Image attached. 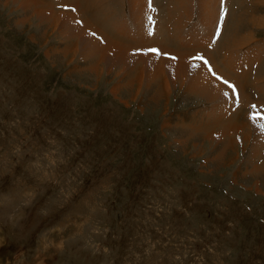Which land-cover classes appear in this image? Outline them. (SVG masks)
<instances>
[{"label": "rangeland", "instance_id": "rangeland-1", "mask_svg": "<svg viewBox=\"0 0 264 264\" xmlns=\"http://www.w3.org/2000/svg\"><path fill=\"white\" fill-rule=\"evenodd\" d=\"M140 1L0 0V264H264V0Z\"/></svg>", "mask_w": 264, "mask_h": 264}, {"label": "bare ground", "instance_id": "bare-ground-1", "mask_svg": "<svg viewBox=\"0 0 264 264\" xmlns=\"http://www.w3.org/2000/svg\"><path fill=\"white\" fill-rule=\"evenodd\" d=\"M140 3H142V1H140L139 0V4ZM133 4H134V2H133ZM169 6V5H168ZM73 17V16H72ZM186 19H189V16H186ZM143 20V22L145 23L146 22V16H145V18L144 19H142ZM152 21V20H151ZM142 22V21H141ZM66 23V22H65ZM147 23V22H146ZM82 24H83V22H82ZM81 24V25H82ZM151 24V23H150ZM153 24V23H152ZM96 25V24H95ZM166 25H167V23H166ZM170 25H172L171 23H170ZM157 26V25H156ZM173 26V25H172ZM114 27V26H113ZM147 27V26H146ZM155 29H157V27L155 28ZM171 29H172V31L174 30V27L172 28L171 27ZM75 31H77L76 33L77 34H81L82 32H85L86 33V37H88V42L89 43H91L92 45H93V43L95 42V40H94V32H95V30H92L91 29V27H90V29L88 30V29H85V28H83V31H82V28H81V26L80 27H78V30L77 29H74V32ZM94 31V32H93ZM97 32V31H96ZM173 33V32H172ZM104 34V33H103ZM99 37L100 36H102V35H99V34H97ZM150 36H151V34H150ZM102 37H104V36H102ZM95 38H96V36H95ZM104 38H107V39H109V37H104ZM152 38V37H151ZM104 40H106V39H104ZM110 40V39H109ZM113 40V39H112ZM115 40V39H114ZM108 41V40H107ZM106 41V42H107ZM150 41H151V39H150ZM98 42V41H97ZM96 42V43H97ZM152 42V41H151ZM101 44V43H100ZM112 45H114V44H112ZM154 45V44H153ZM152 45V46H153ZM149 46V45H148ZM110 47V46H109ZM108 47V48H109ZM112 48V47H111ZM153 48H156V51H158V52H160V51H164V49L163 50H157V47H156V45H155V47H153ZM101 52H103V51H105L106 50V47H103V46H100L99 48H98ZM113 49V48H112ZM157 52V53H158ZM160 53H162V52H160ZM190 56H192V55H185L184 57H188V61H186V62H189L190 64H187V63H181L180 64V68L181 69H185V66H189V65H191L190 67H191V70L193 69V71L192 72H195V68H198V66L202 69V71L204 72V73H206V74H208V73H211V74H208L209 76H211V79H213V81L216 83V85L222 90V91H224L225 90V88H228L230 91H233V90H235L236 91V89H237V87H235V86H233V81L232 80H226V79H223V78H225V77H222L221 75H219V72H220V70H219V68H218V66L215 64V63H212L209 59L210 58H206V57H204V60H202L201 59V55H196V57H197V59L196 60H192L191 58H195V57H190ZM183 62V61H182ZM185 62V61H184ZM189 68V67H188ZM199 69V68H198ZM226 71V70H225ZM227 73V72H226ZM194 74V73H193ZM150 76V75H149ZM162 76V75H161ZM189 76H191V75H189ZM176 77V76H175ZM174 77V80H176L177 78H175ZM192 77H195L194 79H198L199 77H198V74H197V72H196V74L195 75H193V76H191V79H192ZM140 78V77H139ZM149 78V77H148ZM151 79H153V78H155L154 76H151L150 77ZM173 78V77H172ZM163 79V78H162ZM169 80H171V82L173 83V82H175L173 79H169L167 76H165V79L163 80L165 83L167 82V81H169ZM210 80V79H209ZM154 81H155V79H154ZM198 81H199V79H198ZM207 81V80H206ZM193 82V86H192V90L193 91H195V92H200V93H203V92H205V91H209V92H211L212 91V88L213 87H211V89L209 88V86H204L203 85V83H202V81L200 82H194V81H192ZM209 82V81H208ZM214 83V84H215ZM231 83V85L232 86H229V84ZM168 84V83H167ZM201 86H200V85ZM191 85H192V83H191ZM190 85V86H191ZM167 88H169V87H167ZM190 88V87H189ZM225 92V91H224ZM209 95V94H208ZM206 96V95H205ZM210 96V95H209ZM207 97V96H206ZM242 100H244L243 98H242ZM241 100V101H242ZM264 115V114H263ZM249 118V117H248ZM251 118V120L253 121V122H257V121H259V122H257L256 124H253V126L255 127V126H262V118H261V116H260V119H256V118H252V116L250 117ZM249 118V119H250ZM247 125V124H246ZM252 126V127H253ZM224 135V134H223ZM217 136V135H216ZM232 136V135H231ZM247 137V135H245L244 136V138H246Z\"/></svg>", "mask_w": 264, "mask_h": 264}, {"label": "crops", "instance_id": "crops-1", "mask_svg": "<svg viewBox=\"0 0 264 264\" xmlns=\"http://www.w3.org/2000/svg\"><path fill=\"white\" fill-rule=\"evenodd\" d=\"M221 2H222V0H219V3L221 4ZM91 26V29L92 30H95V32H94V37L95 36H97V37H99L97 34H99V35H103V33L105 34V32H104V30L102 31V33H100V30L99 29H94L93 27H92V25H90ZM97 31V32H96ZM109 35V34H108ZM109 37H110V35H109ZM231 37L234 39V36H232L231 35ZM236 42L237 43H239L240 41H235V43L234 44H232V46H231V48L232 49H235V48H233L234 46L237 48V44H236ZM262 42H264V40L262 39ZM247 43H249V41L247 42ZM246 43V44H247ZM261 44V43H260ZM245 45V44H244ZM259 49H263L264 48V45L262 44V45H260V47H258ZM238 50V49H237ZM235 51H236V49H235ZM230 52H233V50L232 51H230ZM263 52V51H262ZM207 55V54H206ZM252 55L253 54H249V56H247V55H245V54H243L242 55V60L241 61H236V60H234V64L233 65H235V67L236 68H238V69H243V71L244 72H247V70L246 69H251V67H253V63H256V58H254V59H252ZM250 61V63L248 64V63H246L247 61ZM228 61H231V58H229L228 59ZM252 62V63H251ZM231 63H233V61H231ZM216 64V63H215ZM240 64V65H239ZM217 65V64H216ZM219 68H221L219 65H217ZM236 68H233L232 70H234L235 72H236V74L239 72ZM223 70V69H222ZM224 71V70H223ZM246 74H241L240 75V77L239 78H243V76H245ZM236 83H238V81H236ZM254 83H256V82H254ZM239 86H240V84H238ZM254 85V84H253ZM240 87H242V86H240ZM254 88H256V86L254 85ZM261 91H264L263 89H260ZM240 91H241V89H240ZM242 93V92H241ZM243 95V94H242ZM243 97H244V95H243ZM245 98V97H244ZM246 99V98H245ZM246 101L248 102V100L246 99ZM255 101V100H254Z\"/></svg>", "mask_w": 264, "mask_h": 264}, {"label": "snow or ice", "instance_id": "snow-or-ice-1", "mask_svg": "<svg viewBox=\"0 0 264 264\" xmlns=\"http://www.w3.org/2000/svg\"><path fill=\"white\" fill-rule=\"evenodd\" d=\"M221 19L223 18V7H221ZM219 34V29H217V35ZM93 35H95V34H93ZM151 51H153V52H155L156 50L155 49H152ZM253 107H255V106H253Z\"/></svg>", "mask_w": 264, "mask_h": 264}]
</instances>
